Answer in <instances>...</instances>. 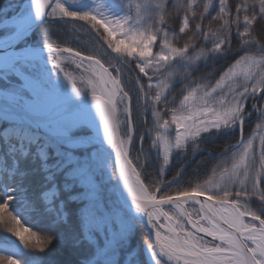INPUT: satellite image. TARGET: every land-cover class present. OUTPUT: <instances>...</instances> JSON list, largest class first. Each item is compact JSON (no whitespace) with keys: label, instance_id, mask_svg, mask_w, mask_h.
Here are the masks:
<instances>
[{"label":"snow or ice","instance_id":"obj_1","mask_svg":"<svg viewBox=\"0 0 264 264\" xmlns=\"http://www.w3.org/2000/svg\"><path fill=\"white\" fill-rule=\"evenodd\" d=\"M8 25L38 30L30 86L78 118L12 98L0 264H264V0H29Z\"/></svg>","mask_w":264,"mask_h":264},{"label":"trees","instance_id":"obj_2","mask_svg":"<svg viewBox=\"0 0 264 264\" xmlns=\"http://www.w3.org/2000/svg\"><path fill=\"white\" fill-rule=\"evenodd\" d=\"M23 0H0V21L7 19L8 17H10V15L15 14L18 10H19V6L21 5V2ZM5 8H7V15H3L2 14V10H4ZM175 18H173V26H175ZM8 28L6 27H1L0 28V33H4ZM32 33H37L38 34V30L33 29V31L30 33V37L29 39H27L24 42H21L18 46H22L24 44L30 43L32 46L33 45H39V42L36 40L35 35H32ZM75 34H71L70 36L67 37L68 39V43L69 46H77V47H91V41L90 38L87 35H81V40L80 42L75 40ZM15 80L18 78L17 77H13ZM4 81V80H2ZM15 90L21 92L22 90L18 87V88H14ZM151 118L149 117V120ZM5 121V120H4ZM3 120H0V124H3L4 122ZM82 127L86 128L88 131V128L84 125H82ZM252 127H254V125H252ZM251 128H246V132L250 131ZM145 146L147 147V144H145ZM203 148H207V149H211L213 151H219L220 148L222 147V144L218 141L215 145L213 144H208V145H203ZM205 161V163L201 164V166L199 167V169H197L198 173H199V182H203L204 179L207 178L208 175H210V167L211 165H213L215 163L214 160H211L207 157V153H202L200 155H197L195 157V160L192 163V166L189 167L188 172L185 176V180L183 182V184H186L188 179L191 177L192 175V169L196 166V164L200 161ZM114 183V181L112 182ZM183 186V185H182ZM103 201L104 204L107 206L108 209H110L111 211H118L119 210V202L117 200V195L116 192H114V190L112 189L110 184H105L104 188H103ZM34 221H37L35 224L36 229H40V230H46L45 226L43 223L39 222L37 217H33ZM3 234H0V236H2Z\"/></svg>","mask_w":264,"mask_h":264},{"label":"bare ground","instance_id":"obj_3","mask_svg":"<svg viewBox=\"0 0 264 264\" xmlns=\"http://www.w3.org/2000/svg\"><path fill=\"white\" fill-rule=\"evenodd\" d=\"M29 4V1H26L23 6L21 11L19 12L20 14H22L27 6ZM9 29H15L14 27H12L11 25L6 26ZM23 49V51H22ZM45 52H43V56H44ZM20 59H27V60H41L42 62L43 59L40 55V51L39 48L36 47H28V46H24L23 48L20 49H16V50H12L11 52L8 53H4L0 55V73H2V69H10L13 68L17 62V60ZM22 81L24 82V86L31 92L33 93V96L31 98H25L24 102L27 101L29 104L32 105V109L35 112H46L54 103H55V98H59L58 95L54 94V93H47L46 98L44 100H40L39 98H37L36 93L33 91V88L30 86V81H28V79L25 75L22 76V74H20ZM2 95V93H0ZM3 95H7V97L9 99H11L13 102L14 100L12 99L15 95L13 94H3ZM36 101L35 104H33L32 102ZM23 102V104H24ZM90 102V100H89ZM1 114V113H0ZM3 116V115H2ZM5 116V115H4ZM6 118L9 119H13V116L7 115L5 116ZM63 118L64 120L69 119V118H74L77 119L78 116L75 112L70 113L69 115H65V116H61L58 117L57 119ZM87 126V125H85Z\"/></svg>","mask_w":264,"mask_h":264},{"label":"rangeland","instance_id":"obj_4","mask_svg":"<svg viewBox=\"0 0 264 264\" xmlns=\"http://www.w3.org/2000/svg\"><path fill=\"white\" fill-rule=\"evenodd\" d=\"M7 28V27H6ZM12 29H7L4 33H0V38L9 34L11 32ZM30 44V43H27ZM26 44V45H27ZM31 45V44H30ZM32 46V45H31ZM38 46V45H36ZM44 56H47V53L44 54ZM51 64H47L45 65L44 62H42L41 60H27V59H20L17 60L15 66L13 68L10 69H2V75H0V89L3 91H9L11 93H16L15 95L19 94V96L22 97V99H20V103H23V98L25 97H32L31 92H29V90L24 86V82L21 80L20 78V74H25V76L27 77L28 81H32L37 73L38 69H43V68H47V69H51ZM54 75V74H53ZM13 77H17L18 80L14 79ZM4 80V81H2ZM20 88L22 91L19 92L17 90H15L14 88ZM47 93H54L52 91H48ZM46 94H41L39 96L40 100H44L46 98ZM58 95V94H56ZM1 98H6L4 95H1ZM74 118H69L66 119V121H70L73 120Z\"/></svg>","mask_w":264,"mask_h":264},{"label":"water","instance_id":"obj_5","mask_svg":"<svg viewBox=\"0 0 264 264\" xmlns=\"http://www.w3.org/2000/svg\"><path fill=\"white\" fill-rule=\"evenodd\" d=\"M26 1H29V0L23 1L21 3V6H20L21 8H22L23 4ZM21 8L19 9V11L21 10ZM17 13L14 14V15H11L8 19L11 20V18L13 16H16ZM2 27H4V26H2ZM15 31H16V29L12 30L11 33H9V34H7V35H5V36H3V37L0 38V55L1 54H4V53L11 52L12 50L20 49V48H17L16 47L21 42H18L19 38L13 36V33ZM32 31H33V29L30 30V32H32ZM5 37H7V39H5ZM27 46L28 47H32V48L33 47L39 48V46H30V45H27ZM23 47H21V48H23ZM43 52H46V50H44ZM22 76H24V74H22ZM0 93H2V95L4 93L5 94H13V95L16 94V93L7 92V91H4V90L2 91L1 89H0ZM32 95H33V93H32ZM4 96L6 98H3L2 99L1 98V94H0V113H1L0 114V120H3V121L4 120H8L9 122H11L12 119L6 118L5 116L10 115V116L15 117L17 115V113L19 112V108H17L16 103L13 102L11 99H9L7 97V95H4ZM55 99H56L55 100V103L46 112H40V114H42L44 117L51 116V117L57 119L58 117L65 116V115H69L70 113H73V112H64L62 110V108H61L60 98L57 97ZM24 100L25 99L23 98V102H24ZM89 100H90V97H89ZM5 108H7L8 110L7 111H4ZM37 113H39V112H37ZM88 130H89L88 132H90V133L93 131L91 128H88ZM114 183H115V181H114ZM116 194H117V196L119 195V193H116Z\"/></svg>","mask_w":264,"mask_h":264}]
</instances>
